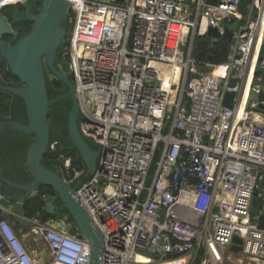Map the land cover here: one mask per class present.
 <instances>
[{
    "label": "built area",
    "instance_id": "1",
    "mask_svg": "<svg viewBox=\"0 0 264 264\" xmlns=\"http://www.w3.org/2000/svg\"><path fill=\"white\" fill-rule=\"evenodd\" d=\"M241 1L70 0L62 58L79 131L99 156L85 179L65 154L57 172L77 184L103 233L101 264H225L230 253L238 264H264V229L250 216L252 199L264 196V113L253 109L264 102L247 105L249 90L264 88L251 84L264 78V65L254 74L264 0H248L245 13ZM226 23L235 24L227 61L196 59L195 42L214 46L209 30L219 41ZM227 92L232 107L223 105ZM11 212L0 204V264H88L86 240L38 215L24 219L48 254L33 256Z\"/></svg>",
    "mask_w": 264,
    "mask_h": 264
},
{
    "label": "water",
    "instance_id": "2",
    "mask_svg": "<svg viewBox=\"0 0 264 264\" xmlns=\"http://www.w3.org/2000/svg\"><path fill=\"white\" fill-rule=\"evenodd\" d=\"M207 2L209 4H216L217 0H207ZM247 5L248 0H242L239 4V10L242 13L247 12ZM69 9L70 0H43L41 10L37 15L33 16L34 25L28 34L21 37L13 45H8L0 40V56L6 60L9 69L18 77L22 84L11 86L0 83V90L10 92L22 98L26 114L25 122L10 121L9 125L16 132L33 135V139L24 155V163L28 167L31 179L12 181L0 176V180L7 183L10 187L24 192V194L21 195L18 202L13 204H11V197L5 195L0 200V204L5 208L11 207L13 212L11 215L15 222L31 225L29 220L24 219L29 218L30 214L24 210L23 203L26 199L37 194L40 185L51 186L61 202V209L64 208L67 211V215L65 216L56 213V219H51V225L71 236L86 240L90 246L88 264H101V253L104 247L103 233L78 200V195L76 194L77 184L67 183L56 170L50 169L42 163V158L49 144L50 124L46 119L47 113L52 104L63 98H69L71 105L67 112L65 123L67 137L84 164V176H90L97 168L99 149H94L78 128L80 114L76 100L75 85L63 67H57L54 64L57 50L62 47L69 33L64 26V23L68 19ZM255 15L256 12L253 11L252 16ZM3 31H10V29L0 15V32ZM217 36L216 29L212 28L209 30V38L212 44L217 42ZM223 37L227 39L228 43L223 45L216 53L208 52L205 54L208 48V39L197 40L195 42L194 57L198 59L204 55L210 64L226 62L232 40L231 30L226 28ZM43 61L51 71L49 79H56L67 86L65 93L54 98H48ZM262 65H264V43L261 44L257 52L254 74L260 72ZM234 83V79L229 80V86H233ZM251 84L264 86V78L261 80L254 78ZM233 97V92H227L223 105L232 107ZM250 101L264 102V88H261L258 93L249 90L247 105ZM253 109L254 111L264 113V105L261 103ZM257 192L264 194L262 182H259ZM43 199L45 212H52L55 208L52 203L54 197L45 194ZM261 210L263 213H260ZM68 215L71 216V221H68ZM250 216L256 217L259 227L264 229V196H255L252 199ZM240 244L241 239L236 235L233 236L230 250L233 253L239 252ZM198 262L197 258L194 264H198Z\"/></svg>",
    "mask_w": 264,
    "mask_h": 264
},
{
    "label": "trees",
    "instance_id": "3",
    "mask_svg": "<svg viewBox=\"0 0 264 264\" xmlns=\"http://www.w3.org/2000/svg\"><path fill=\"white\" fill-rule=\"evenodd\" d=\"M70 14H68L69 19ZM67 19L65 23V28L67 31L71 29L72 24ZM228 41L226 38L221 37L219 41H217L214 46L207 48L205 54L208 52H218L220 48L227 44ZM204 55L200 57L203 58ZM55 64L56 62L60 64L65 71H67V63L62 58L61 54V47L58 48L56 56H55ZM6 69V66L4 67ZM9 71V67L7 68ZM2 67H0V74L3 78L8 75H12L16 77L13 73L7 72ZM1 77V76H0ZM4 78V79H5ZM46 80V91L48 98H53L58 95L63 94V92L67 91V86L61 82H52L47 76L45 77ZM185 104V103H184ZM58 105V106H57ZM71 100L69 98H63L56 103L52 104L50 110L47 113V121L49 125V144L42 158V163L53 170H56V165L58 164V159L60 154L68 155L72 158V163L78 169H84V164L82 160L79 158V155L72 145L71 141L67 137V131L65 127L67 112L70 108ZM8 114L11 115V118H14L15 115H20L26 120L25 114V105L22 100L17 95H14L10 92L0 90V119H3ZM33 139L32 134H25L16 131H9L6 134L0 136V157H2L3 161H8L12 166L17 167L19 170L20 176H17V180H30V172L28 167L20 163L19 160L24 162V155L26 153V149L30 142ZM91 146L96 149L97 146L92 143V141L88 140ZM56 142V146L54 149L50 148V145ZM88 176H84L83 179L87 178ZM262 185L264 188V177L262 179ZM3 189H0V193H4ZM56 195L55 191L51 186L40 185L35 196H32L25 200L24 208L30 214L31 217L39 216L42 221H48L49 219H56L55 216H52L44 211V199L43 196L45 194ZM57 202L60 204L61 202L56 196ZM67 215L66 209L63 208L61 215ZM68 221H71V216L68 215ZM14 229L17 232L18 227L14 225ZM19 234V233H18Z\"/></svg>",
    "mask_w": 264,
    "mask_h": 264
},
{
    "label": "flooded vegetation",
    "instance_id": "4",
    "mask_svg": "<svg viewBox=\"0 0 264 264\" xmlns=\"http://www.w3.org/2000/svg\"><path fill=\"white\" fill-rule=\"evenodd\" d=\"M42 2H43V0H0V15L4 19V22H6L7 27L10 29V31L0 32V40H2L4 43H6L8 45H13L21 37L28 34L34 25L33 16L37 15L39 13V11L41 10ZM65 23H64V26H65ZM66 40H67V37L65 39V42H66ZM65 42L61 47V54H63ZM54 61H55V59H54ZM54 64H55V62H54ZM55 65L57 67L61 66L57 62ZM5 66H6V69L4 68ZM0 67H2L7 72L12 73L11 71H9L7 69L8 65L6 63V60L1 56H0ZM44 73H45V76H47L49 78L51 71L45 65V62H44ZM66 73H67V71H66ZM0 76H1L0 77V83H2V84L11 85V86L22 85L16 75H15L16 77H13L10 74V75L6 76V78L4 77L5 79L3 78V76L1 74H0ZM69 78L71 79L70 75H69ZM50 80L52 82H58V80H56V79H50ZM65 92H63V93H65ZM10 121H17L20 123L25 122L24 118L20 115H15L14 118H11V115L8 114L3 119H0V126H1L0 127V136L6 134L9 131H12V132L14 131L11 129V127L9 125ZM20 163L25 164L23 161L19 160V164ZM57 165H56V171H57ZM0 176L4 177L6 179L12 180V181H24V180H17L16 179L17 176H20L19 170L17 169V167L12 166L8 161H3L2 157H0ZM0 189H3L5 191L4 193H2L4 196L8 195L11 197V199H12L11 204L18 202L21 195L24 194V192L8 186L7 183L3 182L2 180H0ZM48 195H50V194H48ZM52 196L54 197V200L52 201V203H53V207H55V208L53 209L52 212H50L48 214L55 216L56 213L61 214L63 209H61V205L57 202L56 195H52ZM44 206H45V203H44ZM23 207H24V203H23ZM24 210H25V208H24ZM11 211H12V209H11ZM11 213H13V212H11ZM11 213L8 214V217L10 219H13ZM63 216H65V214ZM22 218H24V217H22ZM49 220H51V219H49ZM16 223L18 225L22 224L19 222H16Z\"/></svg>",
    "mask_w": 264,
    "mask_h": 264
},
{
    "label": "rangeland",
    "instance_id": "5",
    "mask_svg": "<svg viewBox=\"0 0 264 264\" xmlns=\"http://www.w3.org/2000/svg\"><path fill=\"white\" fill-rule=\"evenodd\" d=\"M68 14H70V11H69ZM70 19H68V20H70ZM229 27L231 29H233L235 27V24L234 23H230L229 24ZM9 222L12 225L13 229H14V225H16L18 227V231L17 232L15 231V232L17 234L19 233L18 235L20 236L21 239L23 238L22 241L25 244V246H27L28 248H30V249L33 250L32 247L35 248L37 246L36 242H39V241L36 238H34L29 233L30 226H32V225H27L25 223H22L21 225H18L13 219H10V218H9ZM46 253H47V251L46 250H43L41 252V255H45ZM225 264H238V263L235 261L233 254L230 253V257L228 259H226Z\"/></svg>",
    "mask_w": 264,
    "mask_h": 264
},
{
    "label": "crops",
    "instance_id": "6",
    "mask_svg": "<svg viewBox=\"0 0 264 264\" xmlns=\"http://www.w3.org/2000/svg\"><path fill=\"white\" fill-rule=\"evenodd\" d=\"M229 24L230 23H226V25H227V28L228 29H230V27H229ZM85 169V168H84ZM263 179V178H262ZM262 179H261V182H262ZM262 187H263V185H262ZM264 189V188H263ZM23 239V238H22ZM39 242H36V244H37V246L34 248V247H32L33 248V250H32V255L33 256H35V257H42L43 255H41V252L43 251V250H45L44 249V245H43V243L40 241V240H38ZM47 251V250H46ZM47 254H48V252L44 255V256H47Z\"/></svg>",
    "mask_w": 264,
    "mask_h": 264
},
{
    "label": "bare ground",
    "instance_id": "7",
    "mask_svg": "<svg viewBox=\"0 0 264 264\" xmlns=\"http://www.w3.org/2000/svg\"><path fill=\"white\" fill-rule=\"evenodd\" d=\"M163 67V66H162ZM165 72H166V69H165Z\"/></svg>",
    "mask_w": 264,
    "mask_h": 264
}]
</instances>
